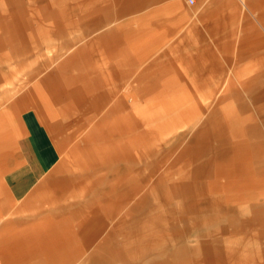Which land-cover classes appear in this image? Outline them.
Returning <instances> with one entry per match:
<instances>
[{"label":"rangeland","instance_id":"obj_1","mask_svg":"<svg viewBox=\"0 0 264 264\" xmlns=\"http://www.w3.org/2000/svg\"><path fill=\"white\" fill-rule=\"evenodd\" d=\"M125 1L98 0L83 4L82 0H59L56 4L44 5L35 0H0V137L9 134L8 139L0 141V230L5 222L11 223L15 230H28L49 215L51 219L58 218L64 222L83 246L80 227L82 224L87 226V220L93 216L97 219V223L91 225L96 237L104 239L106 235L111 236L110 250L121 253L122 249L114 240V225L122 213L117 212L116 203L110 205L114 212L105 211L106 198L123 194L126 199L123 205L127 210L137 198L131 186L122 185L123 182H130V175L137 173L149 178V186L164 183L169 171L181 168L180 164L175 167L168 162L169 155L182 152V156H188L186 162L191 159L190 149L195 143L193 137L203 118L217 110V118L213 120L215 125L227 124L226 120L229 119L225 110L219 112L223 108L218 101H206L181 118L174 113L177 109L173 113H170L173 110L164 111L158 116L166 117L161 121V126H156L146 120L163 106L159 104L153 107V102L134 96L138 77L142 73H149L156 78H176L177 84L190 88L189 94L192 95L198 91L207 93L210 88L226 90L225 100L232 103L234 99L236 106L239 103L250 104V99L242 90L244 87L264 90V24L258 17L262 13L260 10H246L240 0H194V5H190L189 0H152L137 11L126 9ZM175 2L184 8L186 21L182 22L183 29H187L197 14L211 8L216 11L215 27L208 31L202 26L199 29L198 38L202 39V46L214 51L213 66L208 69L204 80L195 79L189 68L175 66L193 60L198 48L171 54L165 51V45L176 41L181 34L177 32L180 31H174V27L168 39H163L162 34L155 37L148 35L152 29L147 25L139 28V24H146L142 20L147 19L150 13H157L164 20L163 9ZM43 9L47 10L48 16L42 14ZM109 31L114 35L104 38ZM160 40L166 42L161 43ZM91 70L102 78L101 84L93 83L94 88L99 85L94 95L89 93L92 92L89 88ZM196 87H203L204 90L197 91ZM125 94L128 95L126 99L120 101L119 96ZM195 103L198 104L196 100ZM35 108L42 111V116H46L49 123L57 125L55 133L41 138L42 129L31 119ZM128 115H131L135 125L125 126L124 131H118L115 125L121 119L126 122ZM247 120L250 130L258 129L260 144L255 149V164L263 171L264 113L251 112ZM31 128L35 130L30 138L35 142L45 165L41 171L26 172L24 169L10 175L16 180L24 176L40 180L24 199L17 200L3 186L4 176L9 170H5V164L18 157V137L26 136L25 130L30 134ZM142 135L149 138L155 153L147 154L145 160L136 165L117 164L111 148L132 139L137 142V151L143 153L145 147L140 145ZM249 138L250 135L240 128L219 130L213 132L212 142L219 148L239 145ZM64 158L70 161L68 167L66 162L64 165ZM57 160L61 165L54 174L51 172L55 166L52 162ZM217 179L213 175L210 183ZM227 183L228 180L221 181L222 185ZM262 183V188L257 190L264 191V181ZM171 188L158 184L155 195L165 200L167 189ZM257 190L248 189L244 194L255 199L259 209L264 210V195L261 196ZM138 191L144 193L141 189ZM205 192L208 198L204 200L216 201L224 196L222 191L212 187ZM176 196L173 201L168 199V206L164 203L166 215L176 214L174 212L180 209L179 195ZM80 201L84 206V218L75 221L73 215L79 214V206L77 208L75 205H79ZM53 208L55 211H51ZM174 217L170 225L175 227L167 232L171 248L180 246L191 251L199 240L207 237L208 231L205 229H184L179 224L180 220ZM249 225L247 223L245 226L248 230L244 232L246 236H250L249 231L264 232V224ZM241 228L233 229L230 235L240 233ZM127 238V244L131 245L132 237ZM1 240L4 242V237ZM117 255L119 260L113 264H129L123 255ZM48 256H52L51 250ZM150 257L146 255L139 264H147ZM200 260L195 256L185 264H201ZM41 261L42 258H39L33 263L41 264Z\"/></svg>","mask_w":264,"mask_h":264},{"label":"crops","instance_id":"obj_2","mask_svg":"<svg viewBox=\"0 0 264 264\" xmlns=\"http://www.w3.org/2000/svg\"><path fill=\"white\" fill-rule=\"evenodd\" d=\"M35 1L41 4L45 3L44 5L59 2V0ZM82 1L83 4H91L98 0ZM150 1L152 0H126V9L139 11L141 7L150 4ZM240 4L246 10L252 11L254 8L260 10L262 13L258 17L260 18V22L264 24V0H240ZM163 12H165L164 20L160 18L159 14L151 15L150 13L147 19L142 20L146 24H139V28L143 27L142 25H147L152 29L148 35L155 37L158 34H162L163 39H168V36L171 35V29L175 27L174 31H180L177 33H181L180 38L178 37L173 43L165 45L166 53L171 54L173 52L198 48V54L193 60H189L187 63L185 61L184 63H177L175 66L178 68H189L192 70L191 72L195 79L198 81L204 80L208 69L213 66L214 51L209 47L204 48L202 46V39L198 38L200 35L199 29L202 26L208 31L215 27L216 16L214 15L216 11H213V8H211L197 14V17L192 20L193 24L191 22L187 29L182 28V22L186 21V15L180 3L175 2L167 5L163 9ZM42 14L48 16L47 14L49 13L46 9H43ZM113 35L114 33L109 31L104 35V38H110ZM160 42L166 41L160 40ZM76 59L77 57H75ZM90 72H92V75L89 77V88L92 92L89 93L94 95L95 90L99 89V85H96L95 89L93 83L98 82V84H101L102 78L92 70ZM158 82L162 84L156 85ZM177 82L176 78L169 80L164 77H152L149 73H142L135 81L137 85L136 95L134 94V96L138 95L141 99L153 102V107H157L160 104L163 106L160 110H164L168 105H178L183 108L181 112L175 110V113L180 118L185 114L187 115L191 110L193 112L196 106L203 105L206 101H210V103L218 101L220 107L223 108L219 109V112L225 110L229 119L226 120L227 124L222 123V126L220 124L215 125L213 120L217 118V110H213L210 115L203 118L193 137L195 143L192 149H190L192 152L191 159L186 162L188 156L185 154L182 156V152L176 155H169L168 162H171L170 164L175 165V167L177 164H180L181 168L169 171L164 183H150L152 185L149 186V178H143V176L137 173L130 175L128 177L130 178V182H123L122 185L131 186L134 190V195L137 194V198L127 210H125L126 206L123 205L126 200L123 194L115 195V198L111 196L106 198L105 211L114 212L110 209V205L116 203L117 212L122 213L114 225L116 234L114 240L115 243L117 242L119 249H122L121 253L118 252L119 256L123 255L129 264L143 262L146 255L151 256L147 264H185L186 261L195 256L201 259V264H264V232H259L258 230V232L253 233V231H249L250 236H246L244 233L248 231L245 227L247 223L250 224L249 226L253 223L264 224V210L259 209L255 199L248 198L245 195L248 189H255L256 191L257 188H262V182L264 181V170L262 171V167L259 169L255 164L257 158L255 149L260 144L257 133L258 129L250 130L247 120L251 112L255 114L264 113V90L254 87H244L242 90L245 96L250 99V104L239 103L236 106L234 99L232 103L228 102V99L225 100L226 90L210 88L207 89V93H200L198 90H204V88L196 87L195 89L198 92L196 91L197 93H193L192 95L189 94L190 88L183 87L177 84ZM127 96V94L120 95L119 100H125ZM195 100L199 105H196ZM167 101L173 104H169ZM35 105L37 106V104ZM173 112L171 111L170 113ZM42 114V111L40 112L35 108L31 119H34L42 129L41 138L43 139L55 133L57 125L49 123L47 117L45 116L44 118ZM165 117L166 115L156 116L153 112L146 121L153 122L156 126H161L162 120ZM126 118V122H123L121 119L115 125L118 131H124L125 126L135 125V121L131 115H128ZM42 125H44V128ZM238 128L250 135L249 140L239 145L231 144L219 148L214 146L212 142L213 132L219 130L231 131ZM34 130V128H31L30 134L25 130L26 136L18 137L19 142L17 144L19 145L18 149L20 152L16 153V155H19L16 158L12 157L14 160L12 159L11 162L9 161V163L6 162L5 164V170H9L6 173V177L4 176L3 186L17 200L24 199L38 185L40 180L38 177L36 179L31 176H27L29 179L24 176L16 180L10 178V175L24 169L26 172L41 171L45 165L40 159L35 142L30 138L34 134L31 135ZM8 135L1 136L0 141L4 142L8 139ZM140 140L142 141L140 145H144L145 147L143 153L142 151H137V142L132 139L124 145L111 148L116 163L119 165L127 164L128 166L136 165L145 160L147 154L152 155L155 153L147 136L142 135ZM60 160L52 162L55 166L51 169V172H54V174L59 170L58 166L61 165ZM63 160L64 165L66 162L68 167L70 161L65 158ZM213 175L218 179L210 183ZM223 179L228 180L226 185L221 184ZM158 184L167 188L172 187L171 190L167 189L165 200L158 199L155 195ZM173 187H179V193ZM209 187L222 191L224 196L216 201L213 199V201L204 200L208 198L204 192ZM138 189H141L144 193L140 194L139 191L137 193ZM257 192L261 196L264 195L262 189L257 190ZM176 194L179 195L180 209L174 212L176 214L166 215L164 213V203L166 204L165 206H168L170 204L169 200L173 201V198L177 197ZM30 200H33V198ZM80 204L81 201L79 205H75L77 208L79 206V214L73 215L75 221L84 218V206L81 204L80 207ZM47 205L52 204L47 203ZM51 211H55V209ZM174 215L176 216L174 217ZM172 216L180 220L179 224L184 229L187 227L205 229L208 231L207 237L199 240L198 244L191 251L180 246L171 248L167 232L170 228L175 227L170 225ZM251 217L252 221H250ZM96 223L97 219L92 216L87 220V226L81 225V242L83 244L81 246L69 232L64 222L58 218L51 219L49 215H46L41 222L35 223L28 230H15L10 225L11 223L5 222L3 224L4 228L0 232L2 234L1 237H4L6 240L7 236L8 240H4L3 242L0 237V264H32L34 260L39 258H42L41 264H113L119 260L118 253L116 254L110 250L113 239L108 235L104 239L97 238V234L93 231L94 227L91 226ZM238 227H243L240 233L230 235V232ZM128 236L132 237L131 245L127 244ZM49 250L52 251L51 257H47ZM68 254L70 257H68Z\"/></svg>","mask_w":264,"mask_h":264},{"label":"bare ground","instance_id":"obj_3","mask_svg":"<svg viewBox=\"0 0 264 264\" xmlns=\"http://www.w3.org/2000/svg\"><path fill=\"white\" fill-rule=\"evenodd\" d=\"M166 94H168L167 92H166ZM173 95V94H172ZM159 96V95H158ZM168 98V97H167ZM156 100V99H155ZM166 100H168V99H166ZM174 100V99H173ZM167 103H169V104H173V103H171V102H169V101H167ZM159 105V104H158ZM163 105V104H162ZM174 106H176V107H174V106H171V105H168V106H166L165 108H164V110H156V112H154V114L156 115V116H158V115H160V114H162L164 111L165 112H168L169 110L171 111V110H173L174 111V109H177L179 112H181L182 111V107H179L178 105H175V104H173ZM175 113V112H174Z\"/></svg>","mask_w":264,"mask_h":264},{"label":"built area","instance_id":"obj_4","mask_svg":"<svg viewBox=\"0 0 264 264\" xmlns=\"http://www.w3.org/2000/svg\"><path fill=\"white\" fill-rule=\"evenodd\" d=\"M195 1L194 0H189L190 5H194Z\"/></svg>","mask_w":264,"mask_h":264}]
</instances>
